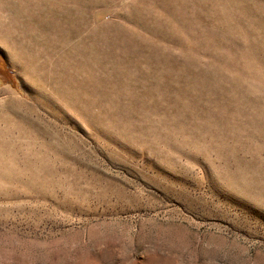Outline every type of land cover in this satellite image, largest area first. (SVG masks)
<instances>
[{"label":"rangeland","instance_id":"1","mask_svg":"<svg viewBox=\"0 0 264 264\" xmlns=\"http://www.w3.org/2000/svg\"><path fill=\"white\" fill-rule=\"evenodd\" d=\"M75 13L0 33V264H264V0Z\"/></svg>","mask_w":264,"mask_h":264},{"label":"bare ground","instance_id":"2","mask_svg":"<svg viewBox=\"0 0 264 264\" xmlns=\"http://www.w3.org/2000/svg\"><path fill=\"white\" fill-rule=\"evenodd\" d=\"M70 2L71 0H0V33L2 32L1 34L6 38L14 39L11 34L14 29H20L27 35L37 28L52 32L64 27L65 30L70 31L71 24L67 25L65 17L69 20L75 19V9L80 10L82 0H75L74 6L70 5ZM5 16L9 17L8 22H5ZM56 37L53 34L47 36L48 40H53ZM89 46L90 42L88 41L85 47L91 49ZM77 50L73 49L68 57L74 56ZM83 52L85 54L86 49L83 48ZM85 63L87 60L77 59L75 63L71 64L82 65ZM59 65L65 67L68 64L59 62Z\"/></svg>","mask_w":264,"mask_h":264},{"label":"trees","instance_id":"3","mask_svg":"<svg viewBox=\"0 0 264 264\" xmlns=\"http://www.w3.org/2000/svg\"><path fill=\"white\" fill-rule=\"evenodd\" d=\"M1 76V75H0Z\"/></svg>","mask_w":264,"mask_h":264}]
</instances>
